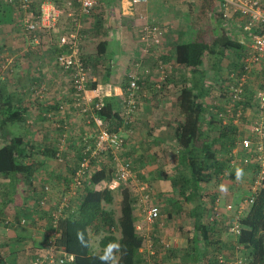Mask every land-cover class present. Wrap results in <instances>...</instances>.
<instances>
[{"label": "crops", "instance_id": "1", "mask_svg": "<svg viewBox=\"0 0 264 264\" xmlns=\"http://www.w3.org/2000/svg\"><path fill=\"white\" fill-rule=\"evenodd\" d=\"M43 2L44 0H34L32 3L30 12L34 20H39ZM53 4L65 13L60 17L55 31L40 30L34 40L24 28L26 13L13 0H0V87L4 94L11 93L16 103L27 108L26 122L0 129V147L10 146L13 141L17 144V137L22 136L29 144V163H33L35 167L29 181L23 175H0V247L8 264H31L40 253L49 250V240L60 235L54 228L53 213L60 208H63L61 216L66 211H76L91 176L102 168L108 170L109 166L108 157L97 160L93 171H85L82 187L73 183V176L80 169L82 138L89 135L91 141H94L96 128L95 124L88 123L86 117L74 108L76 90L71 84L70 73L60 68L56 61L58 53L67 52L65 47H60L56 42L61 34L69 30L70 21L65 14L70 9L79 12V4L77 0H53ZM76 14L82 24L80 35L84 42L81 54L89 63L93 78L91 86L99 89L98 97L103 98V101L105 96L116 99L118 112L122 105L117 98H120L127 86L128 74L136 68L137 63L138 74L143 73L147 79L150 78L148 75L154 74L152 69L158 66L160 60L175 61L177 65L184 67L177 56L179 47L193 40L190 38L192 33L189 25L199 27L209 21V30L199 27L206 41L211 42V35L216 38L226 33L225 35L242 44L241 49L237 50V53L241 51V55L245 49L244 43H248L246 40L250 39L249 32L244 29V19L237 13L233 12L226 21L218 16L221 14L218 0H148L136 5H133L132 0H99L93 14ZM144 15L155 19L165 32L164 44L157 48L151 47V52L146 55L143 52L145 43L141 40V16ZM194 15L201 20L191 22ZM206 31L208 35L204 33ZM87 42L91 43L87 45ZM97 43L104 44L102 54L98 53ZM232 52L233 50L227 51L226 54L232 55ZM227 55L219 61L215 56L205 54L203 70L206 71L207 85L211 84V80L219 79L218 74L224 73L218 71L220 69L207 73L211 63L212 66L220 67L228 60L231 67L238 64L241 66L239 57ZM261 69L262 67H257L253 73L254 80L264 77ZM176 74L169 75L175 82L182 78ZM190 76V79L194 77L191 72ZM157 77L154 76L153 79ZM171 83L165 93L153 96L155 87L146 81L143 86L148 92L146 97H142L141 105L136 111V128L133 123L132 126L119 129L127 136L124 148L126 155L132 157V153H137L138 160L143 165L133 170L136 171L134 175L137 178L133 175L130 181L135 200L137 229L145 239L140 253L148 264L151 261L155 264H223L218 261L221 255L231 260L241 257L244 264H248L250 248L241 245L238 249V237L230 233L228 226L236 220L241 224V220L250 211L252 204L248 203V199L252 195L254 167L239 162L231 165L232 159L239 161L246 154L237 144L230 154L219 146L220 141L215 146L219 156L231 162L224 173L201 184L206 203V212L201 222L211 230L208 242H203L201 232L197 233L195 227V203L184 200L182 193L191 191V188L187 189L189 186L180 182L189 171L182 162L181 151L176 152L172 148L177 143V122L174 118L176 109L172 100L178 85H174V81ZM205 88V100L209 102L213 89L210 86L209 89ZM248 88H254L253 83ZM256 102L258 104L257 100H252L251 106L243 108V116L235 122L244 133L261 116ZM61 105L63 110H60ZM211 111L209 109V114ZM209 114L203 130L211 136V127L207 123L210 121ZM215 131L216 137L219 133L216 129ZM10 147L15 148L16 145ZM54 151H58L60 159L55 158ZM109 157L111 159L112 156ZM115 176L116 172L110 181L104 180L100 186L116 188L117 186L110 187L115 186ZM141 185H146V189L142 190ZM44 195L48 202L43 206L45 209H42L39 201ZM63 197L68 198L69 206L62 204ZM229 204L232 205L230 210L227 208ZM150 206H158L161 210V216L154 222L146 220ZM23 219L25 223H22ZM97 231L95 228L89 229L91 250L101 253L104 250L101 246L104 234L102 230ZM52 250L53 255H64L70 259L68 264L74 260V256L63 248L55 246ZM117 262L118 256H114L113 264Z\"/></svg>", "mask_w": 264, "mask_h": 264}, {"label": "trees", "instance_id": "2", "mask_svg": "<svg viewBox=\"0 0 264 264\" xmlns=\"http://www.w3.org/2000/svg\"><path fill=\"white\" fill-rule=\"evenodd\" d=\"M219 15L223 19V15ZM25 31L27 32L26 28ZM225 34L222 33L216 38L213 37L211 42H207L206 38L199 34L197 40L194 41L195 38H191L193 40L179 47L177 60L182 62L184 68L189 72L187 77L178 79L175 82L174 79H171V76H167L166 80L161 82L160 87H156L154 83L150 82L155 87L153 96L165 93L166 89L169 90L168 84L173 81L174 85H178V90L172 100L176 109L174 118L177 122L175 128L177 143L172 148L176 152L181 151L180 156L183 157V160L182 157L181 160L189 171V174L182 177L180 182L184 186H189L187 189L191 188V191H183L182 193L184 194V200L195 203L193 208V215L196 217L195 227L197 233L201 232L202 240L206 243L210 238L211 230L201 222L204 212H206L201 184L207 183L215 176L224 173L231 162L219 156L215 146L220 141L219 146L226 150L228 154L231 153L232 148L237 144V140L245 135L244 131L239 130L234 121L239 106L243 108L251 106V101L257 100V90L264 88V77L260 81L254 80L252 73L242 99H234L233 95H229L223 90L231 72L234 71L240 74L245 71L241 60V66L236 63L238 65L231 67L227 77L222 78L223 75L218 74L219 79H215L216 82L208 85L205 83L206 71L203 70L205 54L215 56L217 60L221 61L226 57L227 51H239L242 47L239 41ZM97 45L98 53L102 54L105 50L102 49L104 44L97 43ZM84 61L89 68L88 61L86 59ZM218 66H216V70L220 69L218 71L222 72ZM261 71H263L264 76V68ZM190 72L195 78L190 79ZM146 80H143L142 84H145ZM147 83H149V80H147ZM251 83H253L254 88L249 89L248 86ZM209 86L211 90L213 87L220 89V92L226 97V103L218 107L219 112L217 109V114H213L211 111V108L214 110L216 105L211 100L209 102L205 100L207 95L205 87L209 89ZM209 97L210 99L213 98L212 95ZM117 99L119 104L122 105L121 99L119 97ZM116 101L113 97L105 96L103 101L105 106L98 111V115L105 120L110 130L119 131L120 128L124 129L127 125H125L122 116L123 108L118 112L115 106ZM22 105L15 102V98L11 93L4 94L0 87V129L27 121V108ZM207 114L210 118L207 123L211 127L210 134L212 137L203 130ZM215 129L219 133L216 137L212 135ZM252 138L255 141L258 140L256 136H252ZM16 140L15 148L8 145L0 147V175L4 177L23 175L29 181L32 179L35 168L33 163H29V144L22 136L17 137ZM57 152H55V158H57ZM121 158L131 162L132 170H137L138 165L141 164L138 158H134L132 161L128 158ZM112 159V157L108 159V170L102 168L91 176L76 211H66V214L64 213L57 220L54 216L52 217L53 224L56 222V230L60 233L55 239V245L74 256V260L69 264H113L114 256H118L117 264H148L140 253L145 239L136 225L135 200L130 182L133 177L126 182H121L114 189L100 186L102 181H110L116 172ZM253 167L256 174L257 167L254 165ZM133 172L134 175L136 171ZM135 175L134 178H137ZM47 202V196L44 195L39 201L42 209H45L43 206H46ZM113 204L116 205L115 209L108 207ZM241 226L242 229L236 243L248 249L250 248L251 252L247 263L264 264V185L256 195L248 215L241 220ZM90 228H95L96 231L98 229L102 230L104 234L101 239V246L104 250L101 253H94L91 250ZM109 245H115L116 247L109 252ZM106 255H108V259H104ZM0 264H8L1 247Z\"/></svg>", "mask_w": 264, "mask_h": 264}, {"label": "built area", "instance_id": "3", "mask_svg": "<svg viewBox=\"0 0 264 264\" xmlns=\"http://www.w3.org/2000/svg\"><path fill=\"white\" fill-rule=\"evenodd\" d=\"M13 2L26 13L24 25L26 30L33 35L34 40H36L40 30L55 31L60 17L65 13L63 10L55 7L53 0H44L39 20H34L30 12L34 0H13ZM77 2L79 4V12L75 9H70L65 14L70 21L69 30L56 39L57 45L67 49V52H60L56 55V61L60 68L70 73L71 84L76 90L74 108L86 117L88 123L95 124L96 134L94 141H91L89 135H85L82 138L80 169L76 170L73 176V183L77 187H82L84 185L82 177L85 171H93L95 161L107 157L110 159L109 156L111 155L116 171V183L115 186L110 187L114 188L121 182L128 181L133 176L131 162L120 156V153L127 145V136L123 135L121 131L110 130L105 120L98 115V111L105 105L102 98L98 97L100 95L99 89H93L91 86L93 82L91 71L85 64L81 54L84 42L80 35L82 24L78 20L76 13L80 16L93 14L99 5V0H77ZM146 2L148 0H132L133 5ZM218 2L223 19L226 21L233 12L237 13L244 19V29L250 34V41L244 43L245 49L241 56V62L245 71L240 74L234 71L231 72L228 77L229 79L226 81V87L223 89L229 95H233L234 99L240 100L246 92L245 88L252 73L255 72L257 67L264 68V0H218ZM141 19L143 20L141 40L145 43L143 52L146 55L151 52V47L157 48L164 44L165 32L155 22V19H150L146 15L141 16ZM160 61L158 66L152 69L154 74L148 75L149 79L143 73L138 74L137 68H139V63L128 74L127 86H125L120 94L123 108L122 116L125 125H133L141 99L147 96L142 84L143 80L147 79L149 82L154 83L156 87H160L161 82H164L167 76L173 73L175 65L178 66L175 61ZM146 72H148V69ZM154 76L158 77L153 79ZM256 99L258 101V104L256 102V108L259 107L261 116H259V119L254 120L249 128L250 130L248 129L245 135L237 140L239 148L244 149L247 154L240 157L239 161L236 158L232 159L231 163L232 166L239 162L240 164H252L257 167V173L252 184V195L248 199V203L251 204L264 185V88L257 90ZM63 109L64 107L61 105L60 110ZM49 116H52V114H49ZM242 116L243 107L239 106L234 121L238 122ZM57 126L60 125L57 124ZM252 136L258 137V140L255 141ZM63 146L62 144L61 148ZM60 157L58 153L57 158L60 159ZM140 188L145 190L146 185H141ZM62 204L69 206L70 202L68 198L63 197ZM227 208L229 210L232 209V205L229 204ZM62 212L63 208H60L53 213L56 220L59 219ZM216 215H218V212H216ZM160 216L161 210L158 206H150L147 209L146 220L148 222H154ZM22 223H25L24 219ZM230 224L228 230L238 237L242 229L241 224L237 220ZM56 225L55 222L54 228H56ZM49 245L51 248L40 253L31 264H67L69 262L70 259H67L64 255H53L52 249L56 246L54 238L49 240ZM165 246L169 247L170 244H165ZM240 246L237 243L236 247L238 249ZM218 261L223 264H244V259L241 257L231 260L221 255L218 257ZM149 264H155V262L151 261Z\"/></svg>", "mask_w": 264, "mask_h": 264}, {"label": "rangeland", "instance_id": "4", "mask_svg": "<svg viewBox=\"0 0 264 264\" xmlns=\"http://www.w3.org/2000/svg\"><path fill=\"white\" fill-rule=\"evenodd\" d=\"M190 19V18H189ZM200 18H199V16H197V15H194L193 16V18H191V22H192V20H199ZM201 20V19H200ZM188 21V19L186 20V22ZM208 25V26H207ZM67 26H68V24H67ZM206 26V27H205ZM196 27V28H195ZM195 27H193V26H191V25H189V29H190V32L192 33V35H191V37L190 38H195V39H197V36H199V34H201L202 33V31H200L201 29H199V27H201L203 30L206 28V29H208L209 30V21H205L202 25H200L199 27L198 26H195ZM192 29H194V30H192ZM209 32V31H208ZM206 35H208V33H207V31L206 32H204ZM209 33H211V32H209ZM214 37V35H211L210 36V38H213ZM188 38V37H187ZM247 42H249L250 40H246ZM91 42H87V45H89ZM236 53H237V51H233L232 52V55H231V53H229L227 56H230V57H239V59L241 60V51L239 52V53H237V55H236ZM212 57V56H211ZM210 57V58H211ZM213 58H215V57H213ZM180 65L181 64H179L178 66H176L175 65V67H174V70H173V73L174 74H179V76H181L182 78L183 77H187L188 75H189V72L182 66V67H180ZM211 65V67H209V70L207 71V73H212V72H214L215 70H216V66L217 65H213L212 66V63L210 64ZM93 68V67H92ZM220 68H221V70H222V73H223V76L224 77H227V75H228V73H229V71H230V69H231V65L228 63V60L224 63V65H222V66H220ZM185 69V70H184ZM94 71L96 70V67H94V69H93ZM96 72V71H95ZM177 74H176V76H177ZM211 76H213V75H211ZM214 77V76H213ZM179 79H181V78H179ZM210 79V78H209ZM261 79H259L258 81H260ZM264 80V79H263ZM262 80V81H263ZM180 83H182L181 81H179ZM212 84L214 83V82H216V80H211L210 81ZM8 86H10L9 84H8ZM213 89V98L211 99V101H212V103L213 104H215L216 105V107L214 108V112H213V114H217L218 112H219V108L218 107H221L222 105H224L225 103H226V97H224L223 96V94L220 92V89H216V88H212ZM225 91V90H224ZM146 92H148L147 90H146ZM226 92V91H225ZM224 93V92H223ZM227 93V92H226ZM225 94V93H224ZM226 95V94H225ZM140 105H141V102H140V104H139V107H140ZM218 109V112L216 111ZM135 123V122H134ZM134 127L136 128V123L134 124ZM243 129V128H242ZM215 131V130H214ZM214 131H213V135L214 134H216V133H214ZM216 132V131H215ZM138 140L140 139L139 137H136ZM14 145H16L15 144V142L13 141L12 143H10V146H14ZM124 151V152H123ZM121 153H120V156L121 157H124V158H128V159H130L131 161H132V159L134 160V158L136 159V158H138L139 159V157L137 156V153L135 154V153H132L131 154V156L132 157H128L127 155H126V151L125 150H123ZM136 152H137V150H136ZM133 164V163H132ZM139 167H142L143 165H141V164H139L138 165ZM143 170H145L144 168H143ZM205 187H207V185L205 186ZM110 207H112V208H114L115 209V207H116V205L115 204H113V205H111ZM183 259L185 258V257H182ZM175 263V262H174ZM182 263H184V260H183V262ZM177 264V263H176Z\"/></svg>", "mask_w": 264, "mask_h": 264}, {"label": "clouds", "instance_id": "5", "mask_svg": "<svg viewBox=\"0 0 264 264\" xmlns=\"http://www.w3.org/2000/svg\"><path fill=\"white\" fill-rule=\"evenodd\" d=\"M116 247L115 245H109V252L112 250V248ZM108 255L104 257V259H108Z\"/></svg>", "mask_w": 264, "mask_h": 264}]
</instances>
